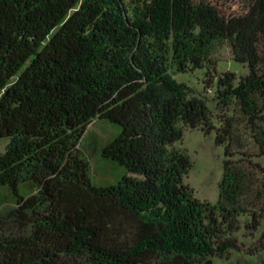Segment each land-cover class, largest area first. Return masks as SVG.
<instances>
[{"label": "trees", "instance_id": "obj_1", "mask_svg": "<svg viewBox=\"0 0 264 264\" xmlns=\"http://www.w3.org/2000/svg\"><path fill=\"white\" fill-rule=\"evenodd\" d=\"M244 2L0 0V264H215L243 218L259 228L264 0ZM219 42L247 74L219 71ZM197 70L212 99L175 77ZM98 119L118 129L100 148L116 181L81 149ZM183 125L224 146L215 203L185 181Z\"/></svg>", "mask_w": 264, "mask_h": 264}, {"label": "rangeland", "instance_id": "obj_2", "mask_svg": "<svg viewBox=\"0 0 264 264\" xmlns=\"http://www.w3.org/2000/svg\"><path fill=\"white\" fill-rule=\"evenodd\" d=\"M220 1L225 3V8L228 7L232 11H241L245 4L244 0ZM213 56L220 72L234 71L244 75L249 71L247 65H243L234 59L228 42L217 43ZM175 77L187 82L197 92L205 93L212 99L214 91L207 88L205 70L177 73ZM116 131L118 132V129L115 130L109 121L95 120L89 124L88 132L83 145H81V149L90 162L91 175L97 183L110 182L116 179L115 167L104 162L105 160L100 155V148L115 135ZM7 144L8 140L0 137V149L4 150ZM175 145L186 150L193 162L192 167L185 175L186 183L195 189L196 195L200 198L217 202L220 191L219 184L225 168V149L224 146L216 143L215 132L206 134L199 128L183 125V137ZM8 198V191L0 190V202L3 203L2 213L14 206L13 201ZM247 221L248 219L243 218L240 229L234 233L238 238V248L233 249L223 257L215 258V264H263L264 250L254 253L252 250L264 232V220L257 230L247 228Z\"/></svg>", "mask_w": 264, "mask_h": 264}]
</instances>
